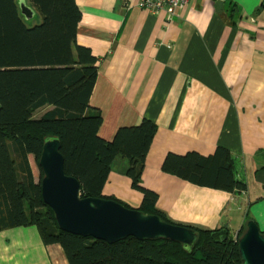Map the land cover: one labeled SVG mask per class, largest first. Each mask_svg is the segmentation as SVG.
Wrapping results in <instances>:
<instances>
[{
    "label": "crops",
    "instance_id": "crops-1",
    "mask_svg": "<svg viewBox=\"0 0 264 264\" xmlns=\"http://www.w3.org/2000/svg\"><path fill=\"white\" fill-rule=\"evenodd\" d=\"M140 1L76 0L77 42L98 57L90 96L102 112L98 134L111 140L121 126L155 121L142 184L158 193L156 206L168 219L227 226L234 235L254 220L264 231V182L256 175L264 168V0H192L172 17ZM218 145L233 154L246 192L196 185L162 170L169 152L208 155ZM102 194L133 208L143 200L117 162ZM0 264L69 261L60 244L43 242L36 226H18L0 231Z\"/></svg>",
    "mask_w": 264,
    "mask_h": 264
},
{
    "label": "trees",
    "instance_id": "trees-1",
    "mask_svg": "<svg viewBox=\"0 0 264 264\" xmlns=\"http://www.w3.org/2000/svg\"><path fill=\"white\" fill-rule=\"evenodd\" d=\"M30 1L36 16L26 21L18 0H0V231L36 226L45 244L62 246L69 264H241L240 235L227 226L185 225L198 233L191 249L168 239L134 236L110 243L59 227L41 191L39 158L50 136L60 139L65 173L78 180L82 196L105 197L133 208L102 194L121 158L126 164L120 171L143 194L137 209L179 223L156 206L158 193L142 184L157 123L144 118L139 124L121 126L111 140L98 134L102 112L90 105L98 57L77 42L82 11L76 0ZM30 155L39 167V178ZM162 170L232 194L248 189L246 180L237 176L233 154L222 145L208 155L169 152ZM256 175L264 182V168Z\"/></svg>",
    "mask_w": 264,
    "mask_h": 264
},
{
    "label": "water",
    "instance_id": "water-1",
    "mask_svg": "<svg viewBox=\"0 0 264 264\" xmlns=\"http://www.w3.org/2000/svg\"><path fill=\"white\" fill-rule=\"evenodd\" d=\"M26 21L36 16L27 0H18ZM61 141L45 139L39 166L43 170L41 191L44 202L52 209L63 230L115 243L128 236L141 240L168 239L191 247L198 240L195 229L165 221L159 215L105 197L82 196L78 180L65 173ZM241 264H264V233L254 220L247 222L239 239Z\"/></svg>",
    "mask_w": 264,
    "mask_h": 264
},
{
    "label": "built area",
    "instance_id": "built-area-1",
    "mask_svg": "<svg viewBox=\"0 0 264 264\" xmlns=\"http://www.w3.org/2000/svg\"><path fill=\"white\" fill-rule=\"evenodd\" d=\"M190 1L192 0H141L138 5L154 13L165 11L167 17H172Z\"/></svg>",
    "mask_w": 264,
    "mask_h": 264
},
{
    "label": "rangeland",
    "instance_id": "rangeland-1",
    "mask_svg": "<svg viewBox=\"0 0 264 264\" xmlns=\"http://www.w3.org/2000/svg\"><path fill=\"white\" fill-rule=\"evenodd\" d=\"M28 4L32 5L31 4V1L30 0H27ZM33 7V6H32ZM34 8V7H33ZM35 9V8H34ZM33 156V155H32ZM32 162H33V166L35 168V174H36V178H39L40 177V171H39V167L37 165V162L35 161V158L34 156L32 157ZM119 165H120V169H122L124 166H122L120 163H119V160L116 161ZM249 220H247L248 222ZM247 222L245 224L242 225L240 231H239V235L241 236L243 234V232L246 230V227H247ZM244 228V229H243ZM242 232V233H241Z\"/></svg>",
    "mask_w": 264,
    "mask_h": 264
}]
</instances>
